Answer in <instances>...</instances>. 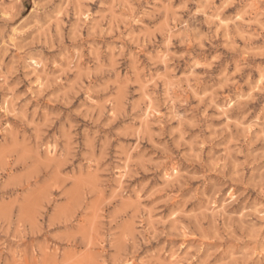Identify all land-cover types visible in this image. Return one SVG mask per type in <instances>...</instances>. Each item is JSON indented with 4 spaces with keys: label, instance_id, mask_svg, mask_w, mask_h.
Masks as SVG:
<instances>
[{
    "label": "clouds",
    "instance_id": "obj_1",
    "mask_svg": "<svg viewBox=\"0 0 264 264\" xmlns=\"http://www.w3.org/2000/svg\"><path fill=\"white\" fill-rule=\"evenodd\" d=\"M0 264H264V0H0Z\"/></svg>",
    "mask_w": 264,
    "mask_h": 264
}]
</instances>
